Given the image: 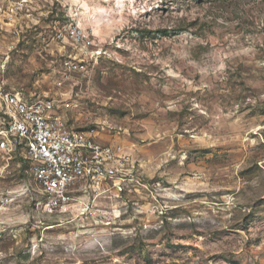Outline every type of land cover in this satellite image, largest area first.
<instances>
[{
  "label": "rangeland",
  "instance_id": "1",
  "mask_svg": "<svg viewBox=\"0 0 264 264\" xmlns=\"http://www.w3.org/2000/svg\"><path fill=\"white\" fill-rule=\"evenodd\" d=\"M45 1L42 40L5 78L51 87L75 50L54 29L79 23L110 53L83 100L124 128L142 179L81 193L100 218L65 216L0 160V264H264V0Z\"/></svg>",
  "mask_w": 264,
  "mask_h": 264
},
{
  "label": "built area",
  "instance_id": "2",
  "mask_svg": "<svg viewBox=\"0 0 264 264\" xmlns=\"http://www.w3.org/2000/svg\"><path fill=\"white\" fill-rule=\"evenodd\" d=\"M33 1L18 3L25 8L22 15L16 4L9 2L5 8L1 6L0 12L1 9L7 12L5 22L14 25L24 16L30 17ZM54 30L55 39H67L75 49L74 54H68L62 62L58 87L65 82L77 85L73 80L76 75L86 76L94 70L100 57L110 55L107 46L79 23ZM24 32L22 29L17 35L13 31L16 40L0 47V160L8 164L18 160L19 165H27L29 174L44 195L46 210L65 216L100 218L102 210L82 198L81 193H96L104 183H111L119 192L126 186L140 184L142 174L135 147L124 143H102V132L121 135L124 128L94 117L89 118L84 128L71 127L59 112L71 107L63 93L31 95L8 83L5 73L16 52L22 49ZM0 202L5 200L0 197Z\"/></svg>",
  "mask_w": 264,
  "mask_h": 264
},
{
  "label": "crops",
  "instance_id": "3",
  "mask_svg": "<svg viewBox=\"0 0 264 264\" xmlns=\"http://www.w3.org/2000/svg\"><path fill=\"white\" fill-rule=\"evenodd\" d=\"M8 4L9 2H7V5ZM1 6L3 8L4 6L3 3H0V7ZM9 7L10 6L7 7V10ZM47 8H49V6L47 5L45 0L43 2L42 0H34L33 7H31L32 15L30 17L24 16L23 21L26 24L25 26L23 25L20 26L19 24L13 25L6 23L5 17L7 12L1 9L2 13L0 12V38L2 40L1 39L0 40L2 41V44H0V47H4L7 44V43H3L5 39L8 42L15 39L14 37L16 36L13 34V31H15L17 35L18 33L20 34L22 33V29L25 31L24 41L22 42L21 45L22 48L20 51L21 54L18 57L15 56L12 59V61L9 62V64H12L13 62L14 64L17 62L21 63L23 58H26L25 49L28 47L27 45H29L30 42L33 41L34 39H36L37 42H40L42 40L41 36L44 34L42 32L44 26L43 21H45V19L48 18L47 16L51 13L50 11L47 10ZM44 49L45 48L43 46L37 47L35 44L32 51L37 53L40 58H44L43 56V54L45 55ZM71 54H74V52H72ZM106 57H107L106 55L100 57L98 64L91 73L87 74L86 76L76 75L73 80L77 82V85L74 84L72 85L69 82H65L62 87H58L56 83L61 78L60 76L61 69L58 70L57 68H54L55 79L52 82L51 87H43L42 85H40V82H39V86H37L38 83H34V86L27 85L26 87L24 86L15 87L12 85L11 86L18 89H24L27 94H31V95L38 94V95L55 96L60 93H63L64 99L71 102V107L69 109L62 108L59 110V112L63 114V116L69 121L71 127L73 128H84L88 124L89 120L92 119L93 117L100 122L112 125V123H110L108 118L101 112V110H99L97 106L90 105L89 107L88 102L85 103L83 100L84 98H87L92 102L97 101L98 103L97 99H99L101 95L98 92V89L94 86L93 81L91 80L89 75H91L96 71L100 63L104 59H106ZM31 59L34 60L33 64H40V66L41 64H44L42 59H38L39 62L35 58L33 59V57H31L29 61ZM114 126H118V125H114ZM123 135H124V130L122 135H113L108 131H105L101 133L100 141L104 144L124 143L128 146H134V143L133 142L128 143L127 139Z\"/></svg>",
  "mask_w": 264,
  "mask_h": 264
}]
</instances>
